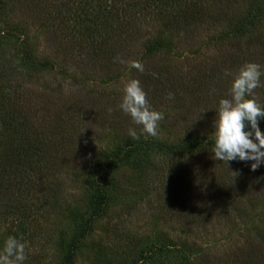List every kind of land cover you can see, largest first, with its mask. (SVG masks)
Segmentation results:
<instances>
[{"label": "rangeland", "instance_id": "374dc122", "mask_svg": "<svg viewBox=\"0 0 264 264\" xmlns=\"http://www.w3.org/2000/svg\"><path fill=\"white\" fill-rule=\"evenodd\" d=\"M67 1L57 0L60 15ZM53 2L5 0V9L0 8V37H5L0 63L13 65L24 41L37 60L53 66L17 71L14 100L31 123L46 122L62 133V159L53 177L60 193L42 200L44 195L33 192L34 220L20 237L24 264L62 263L73 230L68 219L75 207L84 210L87 192L95 193L86 172L96 158L110 165L104 183L108 206L79 241L72 264H264V166L251 171L250 162L227 165L214 160L210 150L184 156L153 145L210 139L218 101L230 98L225 70L254 62L264 72V0L256 3L263 14L250 32L236 36L233 28L240 26L249 0L228 7L207 2L192 22L169 30L150 12L140 16L144 11L135 6L137 19L94 35L107 39L110 48L100 50L75 43L83 32L70 36L69 28L58 26V16L48 9ZM159 31L170 37V51L147 52L145 44ZM133 61L143 72L128 66ZM130 78L140 81L151 107L164 114L156 137L141 135L118 108ZM254 91L264 106V87ZM130 127L137 128V139L128 135ZM72 128L74 135L63 134ZM146 142L144 165L109 159L124 153L126 145L134 150ZM14 226L8 234L0 225V248ZM159 244L166 249L156 254Z\"/></svg>", "mask_w": 264, "mask_h": 264}, {"label": "trees", "instance_id": "16d2710c", "mask_svg": "<svg viewBox=\"0 0 264 264\" xmlns=\"http://www.w3.org/2000/svg\"><path fill=\"white\" fill-rule=\"evenodd\" d=\"M52 1L54 2L50 3L48 9L58 16L54 18L59 21L58 26L69 28L70 36L74 34L77 36L83 32L85 35L76 38L75 43L82 46H96L99 50L109 45L106 38H100L102 35L100 37L94 35L114 31V28L117 26L119 28L127 19H137V16L132 15L135 6L144 11L139 14L140 16L146 17L145 15L150 12L160 19L166 30H169V27L181 29L183 25L192 22V19L200 15L198 11L207 2L225 4L226 7L233 4V1L235 3V0H66V4L63 5L65 12L60 15L57 0ZM257 1L249 0L250 7L245 10L246 12L244 11L243 20H239L240 26L235 24L233 36L249 33L255 25V20L258 21L263 14V10L256 5ZM5 7V0H0V8L5 9ZM165 31H159L156 38L145 44L147 52L154 53L165 48L170 51V37L164 36ZM0 38L1 44L5 37ZM21 45L16 49L13 65L9 60L0 63V216H3L0 217L2 219L0 225L4 224L9 234L14 223L13 236L17 239H21L20 237L26 234L28 221L34 220V214L30 212L34 206L33 192L37 191L39 196L44 195L42 200L45 195H51L52 192L60 193L59 189L56 191L57 188H53L57 187L53 177L59 172L57 165L59 166L63 154L60 138L62 133H55L53 129L55 130L56 127L46 122L31 123L24 116L18 102L14 100L16 89L12 88L11 83L17 71L36 72L53 67L47 60H37L33 52L28 49L26 42L22 41ZM259 127L264 131V119L259 122ZM73 130L72 128L63 134L70 137ZM148 142L136 148L134 146V150H130L126 145L127 150H124V153L110 154L109 159L113 156L120 157L119 162L126 161L137 167L144 165L146 163L144 152H147L145 145ZM153 145L162 153L185 156L211 150L212 141L185 137L181 142L168 144L156 141ZM92 166L94 167H90L86 174L89 175L87 182L95 188V193L87 192L84 210L75 207L73 209L75 215L68 219V223H72L73 230L65 243L61 264H72L79 241L89 233L91 223L101 217L108 206L104 183L110 165L99 162L96 158ZM26 200L29 204H26ZM169 245H166L167 248ZM154 249L157 254L166 248L159 244Z\"/></svg>", "mask_w": 264, "mask_h": 264}, {"label": "clouds", "instance_id": "9594fccd", "mask_svg": "<svg viewBox=\"0 0 264 264\" xmlns=\"http://www.w3.org/2000/svg\"><path fill=\"white\" fill-rule=\"evenodd\" d=\"M128 66L139 72L144 70L138 61L130 62ZM224 75L230 78V98L219 99L215 108L213 131L209 135L212 158L227 165L231 161L250 162L249 169L255 171L264 166V131L259 127V122L264 119V106L257 102L254 91L264 87L261 83L264 72L261 65L245 62L235 72L225 70ZM167 98L172 99V94L169 93ZM118 108L130 118L132 125L139 128L141 135H158L164 114L151 107L139 80L130 78L123 83ZM128 135L137 139V128L130 127ZM26 259L25 243L8 236L0 248V264H24Z\"/></svg>", "mask_w": 264, "mask_h": 264}]
</instances>
